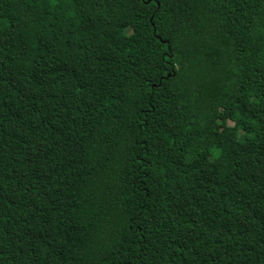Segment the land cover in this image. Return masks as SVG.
<instances>
[{"label":"trees","instance_id":"obj_1","mask_svg":"<svg viewBox=\"0 0 264 264\" xmlns=\"http://www.w3.org/2000/svg\"><path fill=\"white\" fill-rule=\"evenodd\" d=\"M0 264H264V0H0Z\"/></svg>","mask_w":264,"mask_h":264}]
</instances>
